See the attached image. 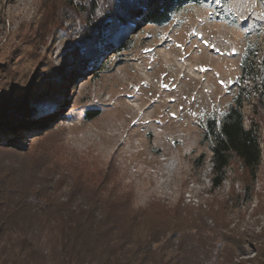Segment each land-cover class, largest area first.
Segmentation results:
<instances>
[{
	"label": "rangeland",
	"instance_id": "rangeland-1",
	"mask_svg": "<svg viewBox=\"0 0 264 264\" xmlns=\"http://www.w3.org/2000/svg\"><path fill=\"white\" fill-rule=\"evenodd\" d=\"M146 1L0 0V168L22 161L3 153H27L28 167L49 155L63 189H102L106 207L142 212L145 231L193 238L192 264H264L253 88L243 112L260 140L255 177L232 160L214 188L201 143L204 121L232 102L244 50L264 58V0L186 3L163 27L133 18Z\"/></svg>",
	"mask_w": 264,
	"mask_h": 264
},
{
	"label": "trees",
	"instance_id": "trees-1",
	"mask_svg": "<svg viewBox=\"0 0 264 264\" xmlns=\"http://www.w3.org/2000/svg\"><path fill=\"white\" fill-rule=\"evenodd\" d=\"M192 2L201 4L199 0L136 3L143 11L136 13L137 8L133 18L142 13L143 25L163 27L183 4ZM235 87L227 109L203 124L201 143L207 144L212 154L214 188L224 182L232 160L251 177L261 163L257 129L252 121L246 126L243 112L245 102L252 99L250 87L256 99L252 109L264 117V58L254 47H247L241 56ZM5 110L0 114L6 115ZM98 116L99 111L86 113L87 120ZM3 154L16 155L22 161L0 168V264H192L195 260L190 247L193 238L185 244L188 237L175 228L169 232L167 228L145 231L142 212L123 205L124 199H113L106 207L105 198L99 194L102 189L93 188V197L85 194L83 185L63 189L61 175L49 167L53 157L43 154L28 167L23 164L27 153Z\"/></svg>",
	"mask_w": 264,
	"mask_h": 264
}]
</instances>
